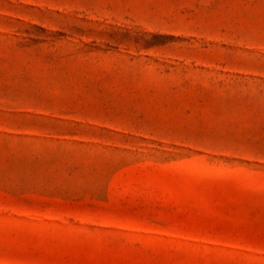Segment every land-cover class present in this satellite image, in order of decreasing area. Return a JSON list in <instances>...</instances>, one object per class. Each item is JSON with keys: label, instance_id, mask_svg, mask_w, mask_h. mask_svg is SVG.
Wrapping results in <instances>:
<instances>
[{"label": "rangeland", "instance_id": "rangeland-1", "mask_svg": "<svg viewBox=\"0 0 264 264\" xmlns=\"http://www.w3.org/2000/svg\"><path fill=\"white\" fill-rule=\"evenodd\" d=\"M0 264H264V0H0Z\"/></svg>", "mask_w": 264, "mask_h": 264}]
</instances>
